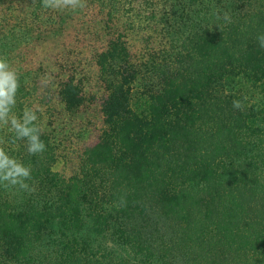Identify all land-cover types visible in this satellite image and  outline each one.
Segmentation results:
<instances>
[{"label": "trees", "instance_id": "16d2710c", "mask_svg": "<svg viewBox=\"0 0 264 264\" xmlns=\"http://www.w3.org/2000/svg\"><path fill=\"white\" fill-rule=\"evenodd\" d=\"M262 33L264 0H0L46 144L0 130L34 188L0 186V264H264Z\"/></svg>", "mask_w": 264, "mask_h": 264}, {"label": "clouds", "instance_id": "9594fccd", "mask_svg": "<svg viewBox=\"0 0 264 264\" xmlns=\"http://www.w3.org/2000/svg\"><path fill=\"white\" fill-rule=\"evenodd\" d=\"M42 5L53 10L71 9L76 11L85 9L87 0H42ZM223 19L231 22L227 13L224 14ZM257 40L260 47L264 48V33L258 35ZM48 82L49 80L45 79L44 83L47 84ZM20 87L19 72L12 67L6 57L0 56V130L7 128L13 133V143L26 141L28 154L35 156L46 151V144L41 139L42 129L37 123V111L34 108L25 107L21 116H17L14 111ZM246 100L247 97L233 100V108L243 111ZM4 144V138L0 137V186L5 189L34 191V188L29 184V181L33 179L32 167L10 155L3 146ZM119 204L126 206V197H121Z\"/></svg>", "mask_w": 264, "mask_h": 264}, {"label": "rangeland", "instance_id": "374dc122", "mask_svg": "<svg viewBox=\"0 0 264 264\" xmlns=\"http://www.w3.org/2000/svg\"><path fill=\"white\" fill-rule=\"evenodd\" d=\"M157 42H158V45L161 44V40H157ZM90 113H91V112H89V113H88V116H86L87 118H88V117H92V114H90ZM89 114H90V115H89ZM86 115H87V114H86ZM78 118H79L78 120H80V119L82 118V116H78Z\"/></svg>", "mask_w": 264, "mask_h": 264}]
</instances>
